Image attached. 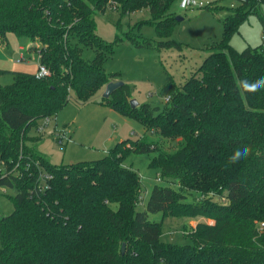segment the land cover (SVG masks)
<instances>
[{"label": "trees", "instance_id": "16d2710c", "mask_svg": "<svg viewBox=\"0 0 264 264\" xmlns=\"http://www.w3.org/2000/svg\"><path fill=\"white\" fill-rule=\"evenodd\" d=\"M175 1L0 0V42L7 33L28 39V51L49 71L37 78L0 69V76H13L0 85V161L6 166L0 187L14 191L11 214L0 217V264H264V89L245 93L240 86L264 77V47L238 52L229 44L250 15L259 19L264 42V0H234L220 41L192 75L181 86L167 77L162 110L150 104L131 109L127 84L100 98L159 141L120 140L100 159L52 164L36 149L42 136H29L43 117L54 118L70 100L86 103L113 81L118 73H106L103 63L119 43L180 48L170 39L178 22L170 12ZM145 9L149 16L137 28L152 27L157 39L122 32L119 19ZM107 10L118 12L112 42L96 34L94 15ZM84 48L94 51L91 60L82 58ZM164 140L176 148L165 150ZM245 145L252 155L226 166ZM149 152L156 154L149 167L177 187L155 184L138 210L141 177L125 160ZM41 168L47 187L33 193ZM150 214L161 220L149 221ZM166 216L212 224L197 221L185 234L189 244L164 243Z\"/></svg>", "mask_w": 264, "mask_h": 264}, {"label": "rangeland", "instance_id": "374dc122", "mask_svg": "<svg viewBox=\"0 0 264 264\" xmlns=\"http://www.w3.org/2000/svg\"><path fill=\"white\" fill-rule=\"evenodd\" d=\"M209 1L207 10L205 8H192L183 10L178 6L176 0L170 12L181 17L173 29L170 39L178 42L180 48H168L160 51L152 49H140L130 45L127 41L119 43L103 63V70L108 74H116L113 81H120L130 88L129 100H136L138 105L150 104L162 110L166 104L167 93L163 90L167 77L172 78L177 86H181L198 68L201 62L208 56V48L221 39L223 19L229 15V7L236 6L234 0H205ZM209 9H216L210 11ZM219 9V10H217ZM264 17V4L259 8ZM148 11L139 10L125 15L119 19L122 32L127 29L139 34L143 38L157 39L154 29L148 25L137 28V25L148 18ZM118 12L107 10L105 13H96V34L101 39L112 42L115 34V22ZM121 32V33H122ZM262 26L259 19L254 15L248 16L240 23L237 31L231 34L229 44L236 50L241 51L246 46L254 47L263 45ZM4 43L0 42V69L18 72L36 73L39 61L35 53L29 52L28 47L32 42L28 39L16 38L7 33ZM25 47L19 51V47ZM82 58L91 60L94 51L88 48L82 49ZM13 81L11 74L0 76V85H8ZM112 81V82H113ZM105 87V86H104ZM97 93L86 103H78L70 100L50 121L45 128L43 138L37 146L38 152L52 164H71L74 162L97 160L103 157L107 149H110L122 139L153 140L159 141L153 131L145 132L140 123L126 115L116 112L110 106L99 104L102 95ZM65 129L68 132L69 142L61 145L54 137L45 133L49 129ZM36 137L40 135L34 130ZM177 141V140H176ZM164 144L167 151L176 148L174 142ZM156 154H131L125 160L127 166H131L141 177L140 201L136 208L144 209V204L150 195L151 188L155 185H166L173 188L177 183L166 180L163 182L159 171L149 167V162ZM6 166L0 161V174ZM42 169V168H41ZM13 189L0 187V217L11 214L12 203L8 200L13 194ZM148 220L160 221V214H150ZM201 220L212 224L201 217L197 219L185 216H166L161 223L160 238L164 243L189 244L190 239L185 236Z\"/></svg>", "mask_w": 264, "mask_h": 264}, {"label": "built area", "instance_id": "2783aa9c", "mask_svg": "<svg viewBox=\"0 0 264 264\" xmlns=\"http://www.w3.org/2000/svg\"><path fill=\"white\" fill-rule=\"evenodd\" d=\"M209 4V1H203V0H178V6L183 9H192V8H205ZM36 77H43V76H48L49 71H47L46 67L43 66L42 64H38L36 73ZM169 97L166 96L165 99L168 101ZM52 120V117H43L40 119L38 122L37 127L35 128V132L40 134H44L45 128L49 125L50 121ZM47 135H50L55 138L61 145L64 143L69 142V137L67 136L68 132H66L65 129H57L56 127H53L52 129H49L46 131ZM38 166V164H36ZM39 167V166H38ZM39 174H38V184L32 191L33 193H39L42 192L46 187H47V178L49 177L47 173L42 171V169H38ZM260 226H263V223H260Z\"/></svg>", "mask_w": 264, "mask_h": 264}, {"label": "clouds", "instance_id": "9594fccd", "mask_svg": "<svg viewBox=\"0 0 264 264\" xmlns=\"http://www.w3.org/2000/svg\"><path fill=\"white\" fill-rule=\"evenodd\" d=\"M240 86L245 93H255L260 89H264V77L258 78L255 81L249 82L247 80L240 81ZM252 155V150L249 146L235 149L226 161V166L239 163L241 160L247 159Z\"/></svg>", "mask_w": 264, "mask_h": 264}, {"label": "water", "instance_id": "95a60500", "mask_svg": "<svg viewBox=\"0 0 264 264\" xmlns=\"http://www.w3.org/2000/svg\"><path fill=\"white\" fill-rule=\"evenodd\" d=\"M180 20H182V18L181 17H178V16H176V18H175V21H180ZM122 82H120V81H116V82H109V83H107V84H105L106 86L104 87V90H103V93H102V95H101V97H103V98H109V96L117 89V88H119L120 86H122ZM129 106H130V108L132 109V108H135V107H137L138 106V102L136 101V100H130L129 101ZM123 249H124V244H122V246H121V253L123 252Z\"/></svg>", "mask_w": 264, "mask_h": 264}, {"label": "crops", "instance_id": "0c3cea01", "mask_svg": "<svg viewBox=\"0 0 264 264\" xmlns=\"http://www.w3.org/2000/svg\"><path fill=\"white\" fill-rule=\"evenodd\" d=\"M203 1H205V0H203ZM24 49H25V47H23V46H22V47H19V51H23ZM27 51H28V50H27ZM37 59H38V56H37ZM23 72H24V71H23ZM28 73H29V72H28ZM31 74H35V73H31ZM113 82H114V81H113ZM103 90H104V89H103ZM103 90H102V92H103ZM99 93L101 94V91H100ZM34 135H35L34 133H30V136H31V137H36V136H34ZM42 138H43V137H41V140H42ZM41 140H40V141H41ZM122 140H124V139H122ZM40 141L35 145V146H36V149H37V146L40 144ZM119 141H120V140H119ZM108 150H109V149H107V151H108ZM107 151H106V152H107ZM106 152H105V153H106ZM105 153H104V154H105ZM199 221H201V220H199Z\"/></svg>", "mask_w": 264, "mask_h": 264}]
</instances>
